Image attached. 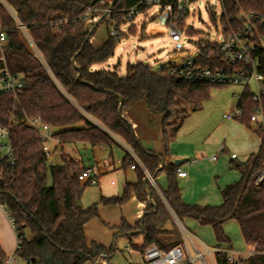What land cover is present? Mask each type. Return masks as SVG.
<instances>
[{"label": "trees", "instance_id": "1", "mask_svg": "<svg viewBox=\"0 0 264 264\" xmlns=\"http://www.w3.org/2000/svg\"><path fill=\"white\" fill-rule=\"evenodd\" d=\"M4 1L26 26L44 60L28 47L15 27V18L0 3V20L7 30L3 45L6 62L12 72L23 78V88L16 99L11 95L0 97V123L10 128L17 158L13 179H0V201L6 204L18 227V235L23 237L22 247L16 250L17 256L33 264H90L98 260V264H109L107 258L99 259L105 247L87 244L84 225L97 215L100 205L122 206L136 196L145 204L144 216L135 227L124 221L120 230L134 233L127 237L135 250L144 253L153 243L163 250L180 244L179 230L166 229L173 211L183 223L189 218L201 226L212 227L219 248L232 249L224 224L236 220L245 243L252 246V253L241 257L238 264H264V182L256 184L255 181L264 163L262 131L255 129L262 140L256 153L245 162L233 159L231 168L240 178L220 191L221 204H187L178 183L179 164L164 165V156L145 149L128 118V112L143 99L151 110L158 109L163 102L162 130L168 146L170 127L173 126V137L188 115L184 103L198 109L209 96L210 88L222 85L177 79L170 75V65L154 71L153 66L144 63L129 64L125 74L94 70L95 64L106 62L114 55L124 37L122 32L118 37L109 34L101 48L92 45L91 39L103 20L98 21V14L88 19L84 16L87 9L100 0ZM140 1L113 0V16L121 21L126 10ZM169 1L164 0L163 4ZM151 7L142 4L139 10L146 13ZM240 11L264 14V0H222L223 25L229 21L235 30L240 28L236 20ZM211 16L215 18L213 11ZM133 27L129 31L134 32ZM198 32L193 26L187 30L189 36ZM206 42L201 40L199 45L209 56L216 47L204 49ZM260 51L263 53L264 49ZM201 62L205 66L227 67L225 61L216 56L205 57ZM251 96L246 88L238 104L245 112L241 122L249 128H252L249 115L255 106ZM35 116H41L55 128L61 142V163H47L38 133L26 124V117ZM118 139L131 149L123 159L122 168L134 166L137 181L126 183L120 196H101L93 205L79 207L77 200L92 182L79 180V174L86 167L81 160L65 153L63 146L86 143L92 147H112L119 143ZM137 159L155 178L165 174L168 188L161 189L160 194L145 181ZM25 230L29 231V238ZM137 230H141L143 236L139 246L133 244ZM6 258L0 244V264H4ZM216 264H230L227 254L217 253Z\"/></svg>", "mask_w": 264, "mask_h": 264}, {"label": "rangeland", "instance_id": "2", "mask_svg": "<svg viewBox=\"0 0 264 264\" xmlns=\"http://www.w3.org/2000/svg\"><path fill=\"white\" fill-rule=\"evenodd\" d=\"M190 8V16L187 20V25H192L199 32L196 35H183L182 43L183 50H175V43L169 36V30L162 25L158 20L160 7L152 6L146 13L138 14L132 22L124 21L120 25V32L124 37L118 43L114 55L103 63L94 65V70H110L117 71L120 74H125L129 64L144 63L146 65L154 66L156 64H172L183 58L193 57L200 51L199 42L204 41H221L223 35V23L221 22L222 15V0H196L192 3ZM214 12L215 18H212L211 12ZM101 19L98 18V21ZM134 26V32L129 31V28ZM112 29L106 21L103 20L98 26L91 39L92 45L99 49L108 39L110 30ZM28 47L32 49L31 45L25 39ZM207 43V42H206ZM1 51V49H0ZM249 91L253 90L254 82L251 83ZM247 87L244 84H226L222 86H212L209 90V96L202 102L201 107L195 109L189 103H184V110L187 116L183 121L182 126L177 133L172 137L173 126L169 129L171 142L168 147L175 149L184 147L185 145L202 146V149H197L192 156L177 157L176 159L184 160L187 164L185 171L190 174L191 161L197 159L198 164H203L205 168L204 176L197 177L195 182L185 183L179 186L183 193V199L187 204H218L221 203V184L214 176L208 175L209 171L216 164L211 160V157L218 155V158L227 156L235 152L239 154L240 148L244 146L249 140V133L253 135L257 133L255 130L239 125L230 127L231 121L224 117L225 113L234 112L239 104V97ZM135 123V129L139 135L142 134L145 125L151 123V129L160 123L163 114H156L147 105L145 99L138 102L130 111ZM171 121V120H170ZM163 122V120H162ZM240 122L241 121H237ZM79 124L78 126H81ZM120 140V139H118ZM166 142L163 143V146ZM220 145H224L227 153L218 154L217 149ZM75 154L81 157L86 164V167L93 166L99 171L100 178L97 177L98 183H91L88 185L80 198V202L84 208H87L98 202L101 196H120L123 193L125 185L124 170L119 169L116 164L117 160L124 155V149L115 144L112 147L106 146L107 150L102 151L99 147H92L86 143L75 144ZM71 148L66 147L65 153H70ZM74 156V155H72ZM244 157V156H243ZM241 157V158H243ZM78 159V157H76ZM53 161L59 163V156H55ZM115 162V163H113ZM88 165V166H87ZM114 165L117 167L114 168ZM232 166L230 165V170ZM110 169V170H109ZM208 176V177H207ZM210 177V178H209ZM114 180L117 185L111 186L110 182ZM51 183V178H49ZM210 185V188L202 190L203 186ZM101 207V206H100ZM1 209V206H0ZM3 213V210H0ZM8 227L7 231L13 235L15 249L9 256L14 258V264H27L21 257L17 256V235L8 218L5 216ZM2 222V221H1ZM174 228H178L177 221L174 216L171 219ZM4 223V222H2ZM0 223V227L2 226ZM187 226L197 234V237L211 247H216V239L212 227L208 226L202 228L201 231L195 229L188 221ZM100 227V228H99ZM94 228V234L98 240L105 245L107 250V257L109 264H144L140 255L136 253L130 246L129 240L125 235L115 234L112 232L113 228H109L105 232L101 226ZM200 230V229H199ZM225 230L232 241V250L239 253L242 258L247 257L248 248L240 231L238 222L236 220H229L225 224ZM114 231V230H113ZM180 232V230H179ZM25 236L30 237L28 230H25ZM12 238V236H11ZM181 242L183 245V237L181 235ZM135 245L140 244V237H133ZM143 255V253H142ZM141 260V261H140Z\"/></svg>", "mask_w": 264, "mask_h": 264}, {"label": "built area", "instance_id": "3", "mask_svg": "<svg viewBox=\"0 0 264 264\" xmlns=\"http://www.w3.org/2000/svg\"><path fill=\"white\" fill-rule=\"evenodd\" d=\"M163 1L141 0L138 4L128 8L122 20L118 21L113 16V0H100L96 5L87 9L84 19H88L92 14H98L111 25L110 35L118 37L122 22H132L138 14H144L139 10L140 5H157L160 7L157 18L162 25L168 28L169 36L175 43V50H183L182 36L188 35L187 30L192 26L187 25V20L190 16V5L194 2L191 0H171L164 5ZM0 3L5 5L11 12L16 21L15 27L22 33V36L31 45L34 52L44 61L33 43L26 26L18 20L4 0H0ZM236 20L241 25L240 28L235 30L228 21L227 25H223L224 37L221 41H208L203 45L204 49L216 47L215 51H212L209 56L200 49L197 55L183 58L170 64L169 73L177 79L192 83H211L217 85L244 84L249 88L252 86L251 83L254 82L253 90L250 92L255 106L249 115V122L256 129H260L264 135V51L263 53L260 51L261 48L264 49V14L255 11H240L236 15ZM6 39L7 30L3 27L0 20V97L11 95L16 99L23 88V78L21 74L12 72L7 65L3 50ZM214 56L225 61L227 67L205 66L202 64L201 60L203 58ZM244 114V110L241 107H237L234 112L225 113L224 117L231 122L241 121ZM26 124L38 133L47 163L50 165L56 164L53 159L60 154L61 142L56 137L55 128L46 123L41 116L26 117ZM223 151L224 147L220 146L218 153ZM231 158L237 159V154H231ZM78 159L80 160L81 157L78 156ZM211 159L217 160L218 155L212 156ZM137 160L143 168L146 181L161 194L154 175L143 166L139 159ZM196 162L197 159H193L190 163ZM16 164L17 158L11 140L10 128L0 123V179L8 177L9 180H12ZM132 167L134 168V166ZM177 173L179 177L187 175V172L181 167L177 168ZM97 177L98 172L94 167H86L79 174V180L82 182L90 181L96 183ZM255 181L256 184L264 182V163ZM0 206L15 230L17 249H20L23 244V237L18 235V227L10 216L6 204L0 201ZM171 213L177 221V226L183 237V245L163 250L153 243L145 249L142 255L144 264H216L217 253H226L227 261L230 264L239 263L241 256L237 255L232 249L207 245L198 239L194 233L189 231L173 211ZM104 258H106V254L104 252L99 253V259ZM13 262L14 258L11 256L6 258L4 264H13ZM98 262L100 261L98 260L90 264H98Z\"/></svg>", "mask_w": 264, "mask_h": 264}, {"label": "crops", "instance_id": "4", "mask_svg": "<svg viewBox=\"0 0 264 264\" xmlns=\"http://www.w3.org/2000/svg\"><path fill=\"white\" fill-rule=\"evenodd\" d=\"M152 111L156 114H163V117H164L165 111H164L163 102H160L158 109H155ZM128 118L130 119V121L135 126V123L133 122L134 121L133 116H131L129 112H128ZM162 120H163V118H162ZM162 120H161V127H159L160 126V123H159L153 129H151L152 125L150 126L151 123H148L147 125H145L146 127H144L141 135H139L136 131L137 136L140 139V141H141V143L145 149H147L149 151L156 152L157 154L164 156V158H163L164 159V165H169L171 163H175V164H179V166L185 170V167L187 166V164H184V160H181V159L177 160L176 158L177 157L183 158V157L192 156V154H194V152H196L197 149H202L203 145L202 146H199V145H197V146L188 145L187 146V145H185L184 147H179V148H175V149L171 148V151H170V148L167 146V144L165 146H163V143L166 141H165V138L163 135V130H162ZM239 125L245 126L244 124H242V122L240 123L237 121H232L230 123V127L239 126ZM250 125L252 126V128H250L251 130L256 129V127L254 125H252V124H250ZM245 127L249 128L247 125ZM261 141H262L261 137L258 134L256 135L253 133V135H252L251 133H249L248 142L240 148V152H239V154H237V159H234V161L245 162L246 160H248V158L250 157L251 154L256 153L259 150V148L261 146ZM118 142L119 143L117 145L121 146L124 149V155L122 158L117 160L116 164L119 166V169L124 170L123 172L125 174V180H126L125 185L128 182L134 183L137 181L136 170L133 167L126 168V169L122 168L123 159L128 152H131V149L122 140H118ZM220 146L224 147V151L221 153H218V154L227 153V149H225L226 147L224 145H220ZM220 146H219V148H220ZM66 147L71 148L70 153L72 155H74L73 157H75V158L78 157L77 154H75V148H74L75 144H66L63 146V149L66 150ZM219 148L217 149V152H218ZM99 149L102 151L107 150L106 146H99ZM59 151H60V154H58V156L60 158L59 163H61V151H62L61 148L59 149ZM233 153L236 154L235 152H233ZM233 153H231V154H233ZM231 154L229 156L230 157L229 159L227 158V156H223L222 158H218L217 160L211 159L212 161H215L216 164L209 171L208 175H210V177L214 176L216 179H218V181H219L218 183L221 184L220 191L225 186H227L228 184H232V183L238 181L240 178V174L237 171H231L230 170V165L232 164V161H233V159L231 158ZM241 157H243V158H241ZM81 161L83 162L84 166L86 167V164L84 163V161L83 160H81ZM177 161H180V162L176 163ZM113 163H115V162H113ZM198 163H199V161L191 164L193 166L190 167V174L186 171L187 175L185 177H178V183L179 184L181 183L182 185H184L185 183H192V182H195V179L197 177H203L204 176L205 168L203 167V164H198ZM56 164H58V163L56 162ZM89 167H93V166H89ZM116 167L117 166L114 165V168H116ZM97 172L99 173V171H97ZM98 178H100V174H98ZM155 180L157 182V186H158V189L160 191H161V189L166 190L168 188V180H167V176L165 174L158 175V177L155 178ZM97 181H98V179H97ZM112 182H114V183L112 184ZM96 183H98V182H96ZM110 183H111L110 184L111 186L117 185V183L114 180H112ZM125 185H124V187H125ZM207 188H210V185L209 186L204 185L202 190H205ZM180 189H181V187H180ZM181 192H182V190H181ZM182 199H183V193H182ZM183 201L185 203H187L184 199H183ZM221 202H222V198H221ZM219 204H221V203L209 204V205H219ZM100 206L98 208L97 215L92 217L84 225V236H85L86 242L89 246H91L92 244H97V245H102L103 247H105V245L101 242L102 240H98L99 238H97L95 236L96 233L94 234V228L97 229V227H99V226H101L105 232H108V229L112 227L114 230V231L112 230V232H114V234H113L114 236H116L115 234L117 232H118L117 234H122V235H125L126 237H127V235H133L134 234L133 232H122V231H120L121 226H122L123 222L125 221L128 225L135 227L136 224L143 218L144 211H145V204L143 202H141L136 196H132L130 198V200L122 206H103V205H100ZM0 210H2V208ZM4 214L5 215L3 217V213L0 211V223L4 222V223H2V226L0 227V244H1L3 251L6 253L7 257H10L9 254L14 252L15 243H14L13 235L9 234V231H7L6 227H8V224H7V221L5 218V216L7 217V215L5 212H4ZM187 221L190 225L194 226L195 229L198 231H201L203 227H204L203 230H205V227H208V226L202 227L197 221L186 218L184 221V224L189 229V231H191L192 233H194V232L190 229L189 226H187V224H186ZM5 224H6V227H5ZM225 224H224V229H225ZM166 229H168V230L174 229L172 222H168L166 224ZM8 230H9V227H8ZM203 230H202V232H203ZM225 232L227 234L226 230H225ZM135 234L136 235H134L133 237L139 236L140 237V244L139 245H141L143 242V236L141 234V230H137ZM194 234L197 236L196 233H194ZM11 236H12V238H11ZM127 239H128V237H127ZM133 244H134V242H133ZM139 245H136V246H139ZM131 248L136 253H138L140 255V258L142 260V252L135 250L133 248V246H131ZM247 248H248V252H249L247 255V257H248L252 253V246L247 245ZM104 253L106 254V258L109 260V258L107 257V250ZM236 254L241 256L239 253H236ZM108 263H109V261H108ZM13 264H14V262H13ZM27 264H29V263L27 262Z\"/></svg>", "mask_w": 264, "mask_h": 264}, {"label": "water", "instance_id": "5", "mask_svg": "<svg viewBox=\"0 0 264 264\" xmlns=\"http://www.w3.org/2000/svg\"><path fill=\"white\" fill-rule=\"evenodd\" d=\"M101 20H103V18H101L99 21H101ZM169 66V64H156V65H154L153 66V70L154 71H158V70H160V69H162V68H164V67H168ZM180 161H177L176 163H179ZM145 181H146V179H145ZM149 192V191H148ZM149 200H150V202L152 203V199H151V193L149 192ZM77 205L79 206V207H81L82 206V204H81V202H80V199H78L77 200ZM29 264H33V263H29Z\"/></svg>", "mask_w": 264, "mask_h": 264}]
</instances>
